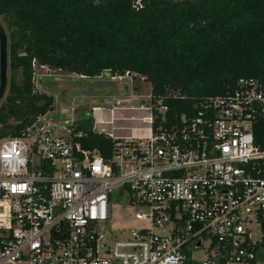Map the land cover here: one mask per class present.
Segmentation results:
<instances>
[{"label": "built area", "instance_id": "1", "mask_svg": "<svg viewBox=\"0 0 264 264\" xmlns=\"http://www.w3.org/2000/svg\"><path fill=\"white\" fill-rule=\"evenodd\" d=\"M116 108L92 107L93 132L114 142L108 158L83 146L76 118L60 125L53 113L0 141V264H245L257 257L261 240L252 229L264 231V149L253 130L264 118V80L241 77L231 93L158 132L153 107L140 103L123 119L147 132L119 136L108 127ZM100 111L111 117L99 120ZM116 206L129 209L114 219ZM205 245L207 257L196 259L193 251Z\"/></svg>", "mask_w": 264, "mask_h": 264}, {"label": "trees", "instance_id": "2", "mask_svg": "<svg viewBox=\"0 0 264 264\" xmlns=\"http://www.w3.org/2000/svg\"><path fill=\"white\" fill-rule=\"evenodd\" d=\"M0 18L10 70L0 141L52 115L53 96L36 88L34 62L90 78L143 77L151 85L155 132L231 93L241 77L264 80V0H0ZM93 120L76 118L85 132L81 142L108 158L114 142L93 132ZM253 131L264 149V118ZM255 250L264 255V241Z\"/></svg>", "mask_w": 264, "mask_h": 264}, {"label": "rangeland", "instance_id": "3", "mask_svg": "<svg viewBox=\"0 0 264 264\" xmlns=\"http://www.w3.org/2000/svg\"><path fill=\"white\" fill-rule=\"evenodd\" d=\"M1 19V18H0ZM2 21V19H1ZM4 24L6 31L7 26ZM35 80L36 88L51 94L54 99L53 114L56 115L58 123L65 125L68 121L78 116L93 115V106H114V105H143L149 104V94L151 85L143 77L117 78L105 73L97 77H83L76 73H66L60 70H47L36 67ZM10 82V70H9ZM128 207L116 206L114 219L118 215L128 211ZM135 209V208H134ZM138 223L130 221L128 226H137ZM252 235L255 239L264 241V231L257 225L252 229ZM204 248H198L193 251L196 259L203 260L208 252ZM245 264H264V255L257 253V263L247 262Z\"/></svg>", "mask_w": 264, "mask_h": 264}, {"label": "crops", "instance_id": "4", "mask_svg": "<svg viewBox=\"0 0 264 264\" xmlns=\"http://www.w3.org/2000/svg\"><path fill=\"white\" fill-rule=\"evenodd\" d=\"M129 79L133 80L130 77ZM114 106H118V105H114ZM132 106H136V105H132ZM132 106L120 105L118 106V108H116V110H114L113 114L116 119L114 121V124L109 125L108 127L115 129L114 131L119 136L139 135L147 132V130H139L137 128V126L143 125L140 121H135L132 119H123L124 117H131L135 115L136 111L130 109V107ZM106 107H113V106H106ZM99 116L105 119H109L111 117V114L108 111H103V112L100 111Z\"/></svg>", "mask_w": 264, "mask_h": 264}, {"label": "water", "instance_id": "5", "mask_svg": "<svg viewBox=\"0 0 264 264\" xmlns=\"http://www.w3.org/2000/svg\"><path fill=\"white\" fill-rule=\"evenodd\" d=\"M108 73V72H107ZM9 85V37L0 19V104Z\"/></svg>", "mask_w": 264, "mask_h": 264}, {"label": "bare ground", "instance_id": "6", "mask_svg": "<svg viewBox=\"0 0 264 264\" xmlns=\"http://www.w3.org/2000/svg\"><path fill=\"white\" fill-rule=\"evenodd\" d=\"M99 117V120H100V116H98Z\"/></svg>", "mask_w": 264, "mask_h": 264}, {"label": "clouds", "instance_id": "7", "mask_svg": "<svg viewBox=\"0 0 264 264\" xmlns=\"http://www.w3.org/2000/svg\"><path fill=\"white\" fill-rule=\"evenodd\" d=\"M109 73V72H108Z\"/></svg>", "mask_w": 264, "mask_h": 264}]
</instances>
